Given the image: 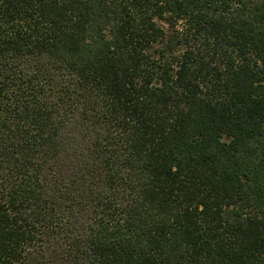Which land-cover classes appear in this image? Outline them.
Returning <instances> with one entry per match:
<instances>
[{
    "label": "trees",
    "instance_id": "trees-1",
    "mask_svg": "<svg viewBox=\"0 0 264 264\" xmlns=\"http://www.w3.org/2000/svg\"><path fill=\"white\" fill-rule=\"evenodd\" d=\"M0 264H264V0H0Z\"/></svg>",
    "mask_w": 264,
    "mask_h": 264
}]
</instances>
